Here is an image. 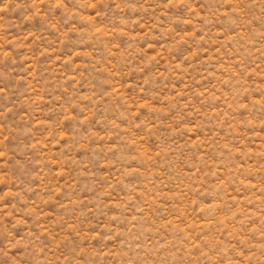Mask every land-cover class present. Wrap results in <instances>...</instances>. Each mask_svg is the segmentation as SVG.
Returning <instances> with one entry per match:
<instances>
[{
	"label": "rangeland",
	"instance_id": "1",
	"mask_svg": "<svg viewBox=\"0 0 264 264\" xmlns=\"http://www.w3.org/2000/svg\"><path fill=\"white\" fill-rule=\"evenodd\" d=\"M0 264H264V0H0Z\"/></svg>",
	"mask_w": 264,
	"mask_h": 264
}]
</instances>
